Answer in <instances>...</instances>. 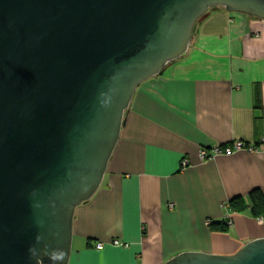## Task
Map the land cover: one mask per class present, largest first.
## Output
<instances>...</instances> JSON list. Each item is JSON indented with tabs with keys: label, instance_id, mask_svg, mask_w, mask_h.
<instances>
[{
	"label": "water",
	"instance_id": "1",
	"mask_svg": "<svg viewBox=\"0 0 264 264\" xmlns=\"http://www.w3.org/2000/svg\"><path fill=\"white\" fill-rule=\"evenodd\" d=\"M216 7L264 19V0H0V264H68L137 86ZM162 264H264V237Z\"/></svg>",
	"mask_w": 264,
	"mask_h": 264
},
{
	"label": "crops",
	"instance_id": "2",
	"mask_svg": "<svg viewBox=\"0 0 264 264\" xmlns=\"http://www.w3.org/2000/svg\"><path fill=\"white\" fill-rule=\"evenodd\" d=\"M235 140L264 141V19L216 7L186 52L137 86L99 188L75 209L68 264H162L263 238L264 217L229 203L264 198V150L199 157Z\"/></svg>",
	"mask_w": 264,
	"mask_h": 264
},
{
	"label": "built area",
	"instance_id": "3",
	"mask_svg": "<svg viewBox=\"0 0 264 264\" xmlns=\"http://www.w3.org/2000/svg\"><path fill=\"white\" fill-rule=\"evenodd\" d=\"M261 143L262 144L251 145L243 140H235L232 141L231 144L226 146H214L210 148L201 147L198 153L201 159H211L217 156L218 154L230 155L233 154L234 152H240V151L256 153L258 151L264 150V141H262ZM113 243L117 244V241L113 240ZM102 247H103L102 242H97L95 244L96 249H101Z\"/></svg>",
	"mask_w": 264,
	"mask_h": 264
},
{
	"label": "trees",
	"instance_id": "4",
	"mask_svg": "<svg viewBox=\"0 0 264 264\" xmlns=\"http://www.w3.org/2000/svg\"><path fill=\"white\" fill-rule=\"evenodd\" d=\"M237 199L238 200H236L237 201L236 204H234L235 203L234 199L230 201L229 204L231 207L233 206L235 209L237 208L240 210H244L245 208L249 207V211L253 216L264 217V198L262 197L260 192H258L257 190L251 191L248 195L249 201H245V199L243 198H237ZM207 226L210 228H217V229L224 230L226 229L227 224H225L223 220H212L208 222Z\"/></svg>",
	"mask_w": 264,
	"mask_h": 264
}]
</instances>
